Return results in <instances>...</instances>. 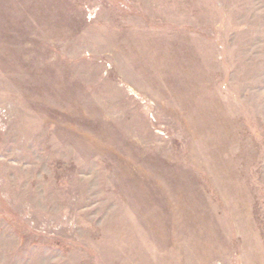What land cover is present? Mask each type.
I'll list each match as a JSON object with an SVG mask.
<instances>
[{"label": "rangeland", "instance_id": "rangeland-1", "mask_svg": "<svg viewBox=\"0 0 264 264\" xmlns=\"http://www.w3.org/2000/svg\"><path fill=\"white\" fill-rule=\"evenodd\" d=\"M0 264H264V0H0Z\"/></svg>", "mask_w": 264, "mask_h": 264}]
</instances>
